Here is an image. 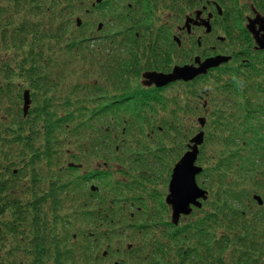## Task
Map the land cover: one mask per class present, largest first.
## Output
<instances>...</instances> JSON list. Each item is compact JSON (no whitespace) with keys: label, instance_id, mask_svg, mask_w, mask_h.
<instances>
[{"label":"trees","instance_id":"16d2710c","mask_svg":"<svg viewBox=\"0 0 264 264\" xmlns=\"http://www.w3.org/2000/svg\"><path fill=\"white\" fill-rule=\"evenodd\" d=\"M91 5L87 7V0H1L0 50L5 56L0 54V79H27L32 88L39 107L30 115L32 130L28 133L21 129L18 139L40 141L39 146L34 145L33 155L50 157L49 169L58 162L55 157H64L66 164L69 162L67 177L74 172L75 163L101 165L120 147L129 151L124 156L141 158L127 160L132 166L128 180L141 195L131 188L122 189L114 180L109 183L111 176L107 174L101 181L109 195L90 193V189L81 187V199L87 195L89 201L95 200L91 198L95 195L98 201L97 209L90 211L85 202L75 204V186L68 188L70 183L65 178L63 192L57 188L49 196L53 206L43 211L39 202V212L32 217L31 242L24 246L26 255L19 257L17 264H45V259L55 264H87L85 251L89 249L69 245L78 231H84V227L77 229L78 222L99 229V220L129 226L132 235L145 243V248L137 252V264H264V205L259 206L253 199L257 193L264 195V53L253 52L248 37V65L225 72L208 87V145L213 155L203 173L202 185L210 197L204 203L207 209H195L175 225L169 216H164V211L170 213V209L163 194L155 191L154 185L151 191L146 190L157 165L145 159V155H154H150L152 144L143 139L148 140L153 133L149 127L159 122L165 125L161 130L164 142L171 146L175 131L167 127L180 123L182 114L162 115L156 121L159 112L151 103L164 104V98L160 100L148 91L126 97L131 91L130 79H124L125 68L131 67L130 58L113 54L118 48L105 53L99 49L92 32L99 30L100 23L95 29L97 21H82L79 26L78 19H74L77 14L88 16ZM112 33L108 34L112 40L103 38L105 43L116 44ZM8 91L1 88V97ZM192 92L196 97V87ZM187 107L194 111L196 105ZM224 124L232 128H220ZM122 134L126 138L121 144ZM178 145L181 146L179 140ZM161 146L162 153L169 148ZM35 162L43 164L39 159ZM42 170L43 167L35 169L40 174ZM38 178L43 179L35 175V180ZM137 179L142 180L138 181L144 188ZM107 199L113 203L125 199L131 211L101 209ZM131 214L142 217L131 219ZM140 231L145 233L143 241ZM95 235L103 234L96 231Z\"/></svg>","mask_w":264,"mask_h":264},{"label":"flooded vegetation","instance_id":"af4514ba","mask_svg":"<svg viewBox=\"0 0 264 264\" xmlns=\"http://www.w3.org/2000/svg\"><path fill=\"white\" fill-rule=\"evenodd\" d=\"M98 6H101V9L108 8L112 18L120 17L123 19L122 13H124L130 19L128 22L123 19L130 24L122 31L125 37L123 43L118 45L112 43L114 48L118 49L115 51L113 48L111 49L114 51L113 54L118 53L123 59L130 58V61L133 62L132 69L131 67L125 68L124 79H130L131 84V91L126 93V97L134 98L138 96L139 91H148L160 100L164 98V104L156 101L151 103L156 106L159 112L157 114L159 116L155 118L156 121L162 115L182 114L180 117L183 120L180 119V123L173 122L167 127L175 131L174 144L171 143L170 151H167L169 150L167 148L163 152L164 155H161L162 152L152 157L145 155V159L158 162L160 165L157 170L160 169L161 165L164 168L167 167L165 161L167 163L169 160L176 161V165L190 150L191 140L194 136L204 131L205 144L200 147L197 165L203 167L202 164L205 162L206 166L203 168L206 169L209 162V157L206 154V141L208 143L210 128L208 117L211 113L209 109L210 99L206 97L209 93V80L213 77L218 78L227 71L241 69V66L248 65L247 51L248 47L250 48L248 37L252 40L251 50L264 53L257 50L255 39L248 28L251 21L257 20L258 17L264 18V0H102L100 4L95 3L94 0L88 15L92 14L95 9H99ZM90 22L95 23L96 21L90 20ZM255 27L257 31H261L260 35L264 34L262 24L257 23ZM101 30L106 31L102 28L92 32L94 40L98 38L109 39L108 33L103 34V32L101 33L103 36L99 35ZM216 57L230 58V60L219 67L210 69L207 74L200 75L190 82L177 81L165 87L145 84V79H149L146 78L148 74L168 75L176 67H199L197 59L203 63ZM5 80L10 81V83L0 85V89L8 88L10 90L8 92L14 98V102L7 106L8 110L16 112L18 116L21 115L22 120L24 119L21 123L28 122L27 127H25L6 119V123L9 124L6 125L4 131L0 132V264H17L18 258L26 255L24 246H29L26 244V235L30 232L31 237L32 217L39 212V202H42L43 211L47 210V206H53L54 204L49 202V196L57 188L58 190L61 188L63 192L65 178H67L68 184L70 183L68 188L75 186V204L80 206L82 202H85L88 210L95 211L98 206L95 195H91L94 196L91 198L95 200L89 201L87 195L81 199V187L83 186L86 190L90 189V193H98L101 190L98 184L102 182L101 180L105 175L110 176L111 174L109 167H111L110 164L113 163V160L109 157L107 162L101 165L94 164L95 166L75 163L74 172H69L66 177L65 169L67 166L69 167V162L66 164L64 157H55L58 162L49 169L50 157L44 155L35 157L33 155L34 145L37 143H34L32 138L26 141L18 139L22 135L21 129L27 130L28 133L32 130V117L29 115L35 105L32 88L26 83L28 82L27 79H18L27 85L13 82L16 79ZM195 87L197 92L196 97H193L192 91ZM182 88L188 89L183 92L184 89ZM60 89V93L63 94V88ZM27 90L31 92L32 105L30 113L25 117L24 94ZM169 91H177V93L167 94ZM187 105L190 107L196 105V108L193 111ZM190 114L196 115L194 119H197L196 125L186 124ZM200 118L206 119L204 127L199 122ZM150 128L154 137H163L162 131H164L165 125L160 126L158 122ZM220 128L232 127L224 124L220 125ZM177 131L186 133L179 135ZM160 132L162 133L159 134ZM178 136L185 139L183 148L178 146ZM128 152L125 150L121 155L123 160L141 159L124 156ZM166 152L169 155H165ZM80 156L81 154H79ZM38 159L43 161L42 165L35 162ZM40 167H43L42 174L35 171ZM130 167L132 169V166ZM173 171L171 175H173ZM118 172L120 173V171ZM98 174H102V176H98ZM35 175H42V181L39 178L35 180ZM138 180L135 181L143 186L139 182L142 180ZM117 182L124 190L135 187L133 181L128 179L126 181L118 179L113 181L114 184ZM169 184L170 182L168 183V193ZM97 187L99 189H96ZM125 199H123L122 204L120 203L121 205L107 199L108 203L104 204L101 209L120 211L122 208L129 212L131 210H129L128 203L124 201ZM61 201L64 205V197H61ZM169 209L171 211L170 207ZM138 210L140 211L142 208H138ZM24 217L27 218L25 222ZM141 217L142 215L131 214V219ZM92 223L97 225L98 221ZM77 224V229H80L79 222ZM99 224L102 225L99 229L88 228L84 231H78L73 236L69 246L81 249L83 246L89 249L85 251L88 252L89 257L86 261L87 264H137V252L143 250L146 245L144 242H139L136 235H132L129 226L120 225L118 221L108 220H99ZM113 225L117 227L113 229ZM96 231L103 235H95ZM139 233L140 240L143 241L145 233L143 231ZM49 261H51L49 264H55L53 260L49 259ZM78 264H81V261Z\"/></svg>","mask_w":264,"mask_h":264},{"label":"rangeland","instance_id":"374dc122","mask_svg":"<svg viewBox=\"0 0 264 264\" xmlns=\"http://www.w3.org/2000/svg\"><path fill=\"white\" fill-rule=\"evenodd\" d=\"M93 1L94 0H87V7H90L91 2H93ZM0 4H1V0H0ZM122 16H123V19H125L127 22L130 21L129 17L128 16H125L124 13H122ZM77 18H81L84 21H90V20L97 21L96 26H95V29L97 28V26H98L99 23H102L103 24V28L106 29V31L104 32V30L103 31L101 30V32L99 34L101 36H103V34H107V33L110 34L112 32H116V34L115 33H112L111 34V35L116 36V37H113V39L116 40V44H118L117 42H119V41L122 42L125 39L124 33L122 31H124L127 26H130V24H128L126 21H124L120 17H114V18H112L111 17V13L108 10V8L107 9L106 8L105 9H101V8L95 9L94 12L92 14L88 15V16H84L82 14L79 16L77 14L74 17V19H77ZM232 25H234V24L232 23ZM236 29H238V27H236ZM101 33H103V34H101ZM109 40H112V37L109 38ZM94 43H96V44L99 45V49L103 53H105L107 51H110L112 48H114V45L112 44L114 42H112V43H105V41H104L103 38H98ZM0 54H3L4 55V52L2 53V51L0 50ZM130 65L133 66V62L132 61L130 62ZM131 69H132V67H131ZM139 72H141V71H139ZM92 79H96V77L93 76ZM2 81H5V79H0V85H3ZM214 81H215V78L214 77L211 78L209 80V83L210 84L208 85V87L210 85H212L214 83ZM13 82H15V83H22L23 85H27V84H24L23 81H20L18 79L13 80ZM182 89H184L183 92H185L186 91L185 89H188V88H182ZM172 92H175V91H169L167 94L172 93ZM175 93H177V91ZM34 100H35V98H34ZM184 100H185V98H184ZM13 102H14V98H13L12 95H10V93L9 94L7 93V95H5L4 97H1V94H0V110L3 109L2 111H0V132L2 131L3 127H5L7 124H9V123H4V121L6 119H8L10 121H14L13 123H15L16 125H23V126L27 127L28 122L21 123V121H24V119L22 120L23 117L21 115L18 116V114L16 112H13L12 110H5V108H7V106H9L10 104H12ZM38 107H39V105H37L36 104V101H35V105H34L32 111H31L32 116H33V113L35 111H37L36 109ZM6 114H8V115H6ZM195 117H196V115L190 114L189 115V118H188V121L186 122V124H188V125H196L197 119L194 120ZM181 119L183 120V118H181ZM230 127H232V126H230ZM209 131H210V129H209ZM184 133H186V132H183V134ZM183 134H181V135H183ZM208 136H209V134H208ZM125 138H126V136H124L122 134L121 135V144L124 143ZM154 138L155 139L158 138L157 140H159L160 142H157V140H154ZM178 140L181 142V148H183L182 145L184 143V139H182V137H179ZM143 142L144 143L152 144L150 146V149H151V154L150 155H154V156L157 155V154H160V150L159 149H161V147H162L161 145L164 146V144H165L167 147H170V144L169 143H165L164 142L163 137H154L152 135V133H150L148 135V140H146V138H144L143 139ZM36 143H37L36 145L39 146L40 141L39 142H36ZM207 144L208 143L206 141V146H207L206 147V154L208 155V157H211L213 155V154H211L212 153V148L209 145H207ZM44 145H45V142L43 143V146ZM118 146H119V143H118ZM124 151H125L124 149H121L119 147V149L116 148L113 152H111L109 154L108 157H106V158L111 157V160H113V163L112 164L108 163L111 166V167H109V169L111 171V174H110L111 178L109 179V183H111V181L117 180V179L118 180H121V181H126V179H128L131 176V174H129V173L132 172V169H131L130 165L128 164L127 161L123 160L122 157H121V155H123ZM167 151H169V150H167ZM206 154H205V158H206ZM161 155H164V154L161 153ZM165 155H169V153L166 152ZM171 159H173V158H171ZM90 161L92 162V160H90ZM175 162L172 161V160H169L168 163H167V161H165V163L167 164V167L164 168L163 165H161L160 169H158L155 172V174L151 176L150 182L148 183V186L146 187V190L151 191L152 186L154 185V190L157 191V192H160L161 193V196L163 194V196L165 198V201H166V196L168 195V183L170 182L171 174H172V170H173L172 168L175 165ZM91 164L92 165H94V164L96 165L95 162H92ZM155 164L157 165V168L160 165L158 162H156ZM97 165H98V163H97ZM202 166L203 167L206 166L205 165V162L202 164ZM85 170H87V169H85ZM118 171H120V173ZM124 172H126L127 174H125ZM203 180H204V177L203 176H200L199 179H198L200 186L204 188V186L202 185V181ZM98 186L101 189L100 190V194H102V195H109V192L107 190L102 189V187H103L102 182H100V184H98ZM142 187L144 188V186H142ZM136 189H138V188H135L134 187V188H132L131 191H134V192L136 191L137 192L136 195L140 196L141 195V192L140 191H137ZM257 194H259V193H257ZM259 195H261L264 198V195L263 194H259ZM126 197H128V196H126ZM120 203L122 204V202H119V204ZM151 206H152V204H150V207ZM101 207H103V205H101ZM204 207L207 209V206H205V204H204ZM164 216H165V218L167 216H169V218H171V211H170V213H168L165 210L164 211ZM184 221H185V219H183V222ZM81 227H84L83 228L84 230L88 229V227H85L84 224L80 225V228ZM30 242H31V237H30V232H29L26 235V244H29ZM49 263H51V261H49L48 259H45V264H49Z\"/></svg>","mask_w":264,"mask_h":264},{"label":"water","instance_id":"95a60500","mask_svg":"<svg viewBox=\"0 0 264 264\" xmlns=\"http://www.w3.org/2000/svg\"><path fill=\"white\" fill-rule=\"evenodd\" d=\"M101 3L102 0H97ZM262 24V30L264 31V18L258 17L257 20L250 22L248 26L250 32L252 33L255 42L257 43V49L264 51V34L260 35L261 31L256 30V24ZM78 25H81V20L78 19ZM102 28L100 25L99 29ZM230 58L216 57L209 59L203 63L197 59L199 67L185 66L176 67L171 74H158L151 73L146 76L145 84L156 85L157 87H165L169 84L175 83L177 81L190 82L193 81L200 75H205L210 69L219 67L221 64L229 62ZM25 106L24 115L28 116L32 100L31 92L27 90L24 94ZM201 126L204 127L206 124V119H199ZM205 133L200 132L192 140L193 146H190V151H188L183 158L176 165L172 179L169 185V194L166 198V203L171 207L172 210V222L178 225L181 217H188L193 213L194 208L201 209L203 207V201H207L209 197V192L202 189L197 183V176H199L203 169L196 165L199 155V147L204 143ZM254 199L258 201L260 205H263V199L260 196H255Z\"/></svg>","mask_w":264,"mask_h":264}]
</instances>
